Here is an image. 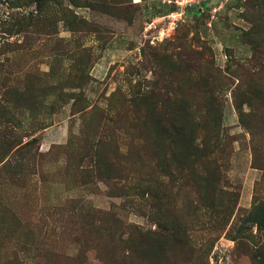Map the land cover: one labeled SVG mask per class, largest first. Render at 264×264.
I'll return each instance as SVG.
<instances>
[{
  "label": "rangeland",
  "instance_id": "obj_1",
  "mask_svg": "<svg viewBox=\"0 0 264 264\" xmlns=\"http://www.w3.org/2000/svg\"><path fill=\"white\" fill-rule=\"evenodd\" d=\"M0 264H264V0H0Z\"/></svg>",
  "mask_w": 264,
  "mask_h": 264
},
{
  "label": "trees",
  "instance_id": "obj_2",
  "mask_svg": "<svg viewBox=\"0 0 264 264\" xmlns=\"http://www.w3.org/2000/svg\"><path fill=\"white\" fill-rule=\"evenodd\" d=\"M185 135H187V136H189V138H190V151L188 150V148H186V149H184V156L185 157H188L189 156V153L191 154V151H192V147H194L195 149H197V147L194 145V144H192L193 143V137H194V131L193 130H188V131H186L185 132Z\"/></svg>",
  "mask_w": 264,
  "mask_h": 264
},
{
  "label": "bare ground",
  "instance_id": "obj_3",
  "mask_svg": "<svg viewBox=\"0 0 264 264\" xmlns=\"http://www.w3.org/2000/svg\"><path fill=\"white\" fill-rule=\"evenodd\" d=\"M135 2H139V1H141V0H134Z\"/></svg>",
  "mask_w": 264,
  "mask_h": 264
}]
</instances>
